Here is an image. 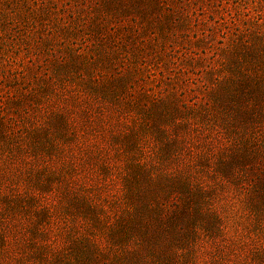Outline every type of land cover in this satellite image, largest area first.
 <instances>
[{"label":"rangeland","instance_id":"1","mask_svg":"<svg viewBox=\"0 0 264 264\" xmlns=\"http://www.w3.org/2000/svg\"><path fill=\"white\" fill-rule=\"evenodd\" d=\"M0 264H264V0H0Z\"/></svg>","mask_w":264,"mask_h":264}]
</instances>
